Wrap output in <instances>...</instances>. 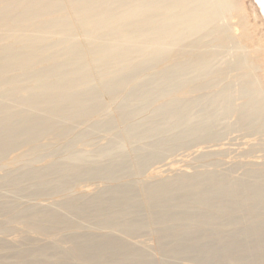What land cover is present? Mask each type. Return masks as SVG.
Listing matches in <instances>:
<instances>
[{
    "label": "bare ground",
    "instance_id": "1",
    "mask_svg": "<svg viewBox=\"0 0 264 264\" xmlns=\"http://www.w3.org/2000/svg\"><path fill=\"white\" fill-rule=\"evenodd\" d=\"M235 5L0 0V161L13 148L34 146L50 134L64 142L43 168L14 161L15 168L0 178V212L38 233L107 231L69 234L66 251L44 245L13 250L0 243V264H155L125 239L147 232L158 236L160 264L264 263V163L239 178L206 170L156 183L140 180L151 162L176 149L214 142L239 128L264 133V94L250 80L251 63L240 53L231 63L218 61L233 42L219 24L224 14L236 11L242 40L250 35ZM258 51L264 64V48ZM222 67L242 71L241 105L222 86ZM190 86L205 92L181 99ZM213 87L216 93L209 92ZM230 116L236 123L221 126ZM79 125L85 130L76 132ZM101 133L109 134L106 145L91 153L75 150ZM40 149L33 147V161ZM83 179L105 187L74 195ZM59 193L65 200L52 206L24 208L18 202Z\"/></svg>",
    "mask_w": 264,
    "mask_h": 264
},
{
    "label": "rangeland",
    "instance_id": "2",
    "mask_svg": "<svg viewBox=\"0 0 264 264\" xmlns=\"http://www.w3.org/2000/svg\"><path fill=\"white\" fill-rule=\"evenodd\" d=\"M232 1L236 4V8H238L244 16V19L248 24L250 35L247 40H242L243 31L239 25L236 11H229L224 14L219 24L228 30L233 42L221 51V56L218 61L223 64L224 62L231 63L235 60L234 57L236 53L243 54L251 63L254 71L253 76H250V80L255 83V88L264 94V64L260 61V59L263 58V55L262 52L260 53L258 51L259 49L264 48V0ZM241 73L242 71L239 70L237 71L232 68L227 69V67L223 69L222 67L219 74V77L222 79V84H224L222 86H227L234 96V105H241L242 103L241 99L238 97V91L240 89V75H242ZM220 88L221 86L216 87L217 90ZM216 89L213 87L209 92L214 93L215 90L216 93ZM187 91H191V93L189 92V95L180 93L179 97L181 99H188L189 97H196L205 92V90H203V92L198 91L196 88L194 89V87L192 90V86H190ZM192 91L196 93H192ZM206 92H208V90ZM103 117L105 119V116ZM103 117L101 118L103 119ZM236 120V116H230L222 122L223 124L221 126L228 124L233 126L234 123H236ZM83 128L85 130V125H79L76 127L75 131H83ZM252 130V128H239L236 129L237 133L233 131L229 134H224L220 137L223 138L222 140L219 138L214 142L195 143L191 146V149L190 147L179 148L180 150H174V152L176 151L175 153H167L169 157L165 154L161 158L162 160H158L159 162L157 160V162H151V165L147 166L148 170H146V167V171H143V177L141 176L140 180L145 183H156L162 181L163 179H170L181 174L191 175L193 173L206 172V170L209 172L223 171L224 173L230 171L232 177L239 178L249 167H253L255 165L259 166L264 163V133H259L254 129L257 132L256 133L255 131L252 132ZM108 136L109 134L107 133L96 135L92 138V141L88 143L77 144L75 150L78 152L91 153L98 147L106 145ZM58 139L59 138L57 136L50 134L42 137L40 141H37L34 146L40 147L41 149L39 152L42 151V153L38 154L39 157L36 161H33L32 158V154H34L32 149L34 146L31 144H21L20 146L10 150V153H7L5 159L0 161V178L2 175H5L11 169L15 168L13 163L16 159L19 161L24 160L27 165L31 164L33 168H43L52 163L56 156H58L61 152L62 148L60 147L64 144L63 140ZM54 148L56 149L53 150ZM181 149L183 150L181 151ZM205 153H211L212 155L209 159L199 160L198 157ZM128 180L130 179H123V181ZM103 183L104 182L100 180L93 179L80 180L74 185V195H79V193L81 195L88 194V196L96 194L105 187V184ZM64 200V194L59 193L44 197H22L18 202L20 206L26 208L29 206H52L53 204L61 203ZM32 231L33 230L29 229L26 226V223L22 222L20 219L13 218L11 214L0 212V243L9 246L13 250L30 249L40 245L39 247L53 246L56 249H61V251H66L71 247L68 239L70 235L83 233L103 235L107 233L106 230L96 229L93 227L92 229L79 227L77 229L69 230H59L58 228L45 233ZM125 239L131 245L136 247L138 246V248L148 252L155 264H160L162 262L161 254L157 248L158 236L154 232L141 233ZM67 243H69V245ZM174 264H190V262L187 260H179Z\"/></svg>",
    "mask_w": 264,
    "mask_h": 264
}]
</instances>
